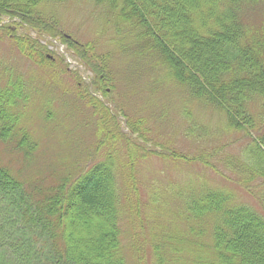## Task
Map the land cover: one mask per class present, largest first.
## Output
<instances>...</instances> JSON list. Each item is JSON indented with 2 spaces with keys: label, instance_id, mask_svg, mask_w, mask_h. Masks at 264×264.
I'll list each match as a JSON object with an SVG mask.
<instances>
[{
  "label": "trees",
  "instance_id": "16d2710c",
  "mask_svg": "<svg viewBox=\"0 0 264 264\" xmlns=\"http://www.w3.org/2000/svg\"><path fill=\"white\" fill-rule=\"evenodd\" d=\"M67 1L0 0V21L18 20L52 35L56 17L47 8ZM90 1L128 30L135 59L153 60L164 78L160 86L181 88L187 102L218 114L221 121L212 133L196 125L187 131L199 145L215 140L214 152L190 159L167 146L147 148L140 131L144 118L122 111L129 130L123 133L97 95L78 93L100 117L99 135L112 147L123 143L125 155L119 165L111 154L104 155L86 173L45 190L28 186L0 165V264H264V0ZM255 5L262 6L258 26L245 16ZM15 46L27 63L40 68L53 63L37 39L20 36ZM73 46L93 70L102 62L97 70L102 81L106 75L114 81L111 54L93 55L91 44ZM8 74L0 75V140L18 133V147L28 156L37 146L21 127L19 107L30 100L29 73ZM242 141L240 157H231L227 151ZM215 149L224 153L223 161ZM154 155L175 164L199 162L201 171L188 189L171 184L181 189L169 190L170 205L162 199L166 210L145 184L144 207L155 211L148 209L144 216L138 171L141 160Z\"/></svg>",
  "mask_w": 264,
  "mask_h": 264
},
{
  "label": "rangeland",
  "instance_id": "374dc122",
  "mask_svg": "<svg viewBox=\"0 0 264 264\" xmlns=\"http://www.w3.org/2000/svg\"><path fill=\"white\" fill-rule=\"evenodd\" d=\"M261 9L262 6L258 5L249 8L245 13L247 21L260 25L263 20ZM47 12L56 17L57 29L53 36L47 33L48 29L44 30L48 35L43 36L29 26L15 23L18 20L5 18L0 21V75L4 79V75L12 71L15 75L17 72L29 73L26 78L30 100L19 107L22 113L21 127L31 135L32 142L37 146L27 156L18 147L21 140L18 133L10 141L0 140L1 166L17 175L28 186L45 190L66 178L73 180L80 173H86L93 164L103 161L104 155L111 154L114 162L119 165V159L126 152L123 150L124 144L117 145L116 149L99 135L100 117H96L92 108L78 97V93L87 91L89 93L85 95H97L110 108L118 119L117 127L123 133L129 134V130L126 120L121 116L122 111L133 119L144 118L146 124L140 131L148 139V143L143 141L147 148L155 144L167 146L171 149L169 151L190 159L200 157L201 152H214L215 140H207L199 145L193 140L194 137L192 139L187 136V131L196 125L201 128L208 127L212 133L217 130L216 127L221 121L218 114L201 108L198 103L187 102L189 99L181 88L166 83L160 86V81L164 78L152 67L153 60L135 59L132 54L133 44L129 43L131 35L122 24H115L109 10L104 6H96L90 0H69L60 5L49 6ZM10 27L14 29L11 30ZM20 36L37 39L43 47L40 48L43 56L53 58L52 65L40 68L23 60L15 48ZM75 42L94 46L96 51L91 53L93 55L111 54V67L114 72L112 83L109 76L106 75V79L102 81L100 74H97L102 62L97 61L96 71L93 70L74 49ZM92 62L95 63L94 58ZM134 89L138 93L132 94L131 90ZM112 129L116 130V127L113 126ZM222 140L229 141L227 137ZM245 143L242 141L231 146L228 154L231 157H240ZM157 146V150H160ZM26 152L31 151L26 149ZM215 157L223 161L225 155L219 152ZM181 164L171 163L157 155L141 160L138 183L143 198L141 210L144 216L148 209L155 211L152 206L144 207V202L148 201L145 184L152 188L154 195H158V203L161 201L163 209L166 210L164 202L170 205L169 190L181 189L179 186L172 187L171 184H183L188 189L189 183L197 181L195 179L201 171V164H190L188 160ZM218 166L228 173L222 164ZM245 200L251 205L255 204L254 199ZM129 231L127 228L125 233ZM124 240L127 239L124 237ZM126 253L131 254L128 250Z\"/></svg>",
  "mask_w": 264,
  "mask_h": 264
}]
</instances>
